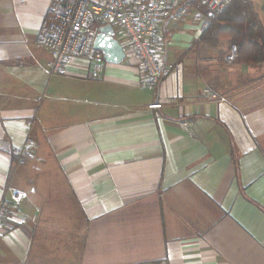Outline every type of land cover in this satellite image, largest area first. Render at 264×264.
Here are the masks:
<instances>
[{
	"label": "crops",
	"instance_id": "crops-1",
	"mask_svg": "<svg viewBox=\"0 0 264 264\" xmlns=\"http://www.w3.org/2000/svg\"><path fill=\"white\" fill-rule=\"evenodd\" d=\"M54 1L0 0V264H264V65L221 62L189 13L163 26L154 92L130 53L49 75Z\"/></svg>",
	"mask_w": 264,
	"mask_h": 264
},
{
	"label": "built area",
	"instance_id": "built-area-1",
	"mask_svg": "<svg viewBox=\"0 0 264 264\" xmlns=\"http://www.w3.org/2000/svg\"><path fill=\"white\" fill-rule=\"evenodd\" d=\"M235 0H55L42 19L36 42L49 50L45 67L49 75L62 71L70 59L90 63L89 76L98 80L105 69L102 53L93 47L94 25L110 23L122 45L125 57L130 53L147 75V85L157 88L172 67L164 64L157 54L163 26L191 13V20L201 32ZM125 39V44L118 38ZM232 47L223 55V61L236 58ZM151 102L150 108L160 107ZM34 116L26 121L27 133L23 144L14 149V166H23L32 158L30 131ZM181 125L186 128L187 122ZM7 210L6 191L0 193V222Z\"/></svg>",
	"mask_w": 264,
	"mask_h": 264
},
{
	"label": "trees",
	"instance_id": "trees-1",
	"mask_svg": "<svg viewBox=\"0 0 264 264\" xmlns=\"http://www.w3.org/2000/svg\"><path fill=\"white\" fill-rule=\"evenodd\" d=\"M98 26L94 25L95 31ZM199 39L212 48L225 44L229 51L235 47L234 60L264 65V30L252 6L243 0L233 1Z\"/></svg>",
	"mask_w": 264,
	"mask_h": 264
},
{
	"label": "water",
	"instance_id": "water-1",
	"mask_svg": "<svg viewBox=\"0 0 264 264\" xmlns=\"http://www.w3.org/2000/svg\"><path fill=\"white\" fill-rule=\"evenodd\" d=\"M93 47L102 53L106 63H120L125 60L124 49L115 37L110 23L98 26L94 35Z\"/></svg>",
	"mask_w": 264,
	"mask_h": 264
},
{
	"label": "rangeland",
	"instance_id": "rangeland-1",
	"mask_svg": "<svg viewBox=\"0 0 264 264\" xmlns=\"http://www.w3.org/2000/svg\"><path fill=\"white\" fill-rule=\"evenodd\" d=\"M243 1L249 3L252 6L255 14L257 15V18H258L260 24L264 30V0H243ZM187 33L190 34V36H194L192 32H187ZM227 53H228V50L226 51L225 54H227ZM222 59H223V56L220 57V61L224 62ZM221 64H224V63H221ZM222 67H224V66H222Z\"/></svg>",
	"mask_w": 264,
	"mask_h": 264
}]
</instances>
